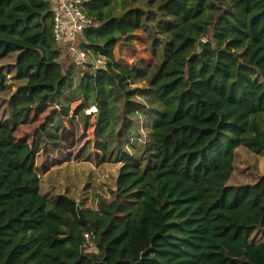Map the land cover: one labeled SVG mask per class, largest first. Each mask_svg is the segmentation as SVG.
<instances>
[{
	"label": "trees",
	"instance_id": "obj_1",
	"mask_svg": "<svg viewBox=\"0 0 264 264\" xmlns=\"http://www.w3.org/2000/svg\"><path fill=\"white\" fill-rule=\"evenodd\" d=\"M85 12L80 48L106 63L64 68L50 5L0 0V93L7 72L17 83L0 118V264H264V174L228 184L240 146L264 153V0H87ZM139 30L154 62L127 66L115 49ZM50 101L33 142L17 138ZM73 103L86 130L95 121L98 163L118 164L97 207L41 192L37 155Z\"/></svg>",
	"mask_w": 264,
	"mask_h": 264
},
{
	"label": "rangeland",
	"instance_id": "obj_2",
	"mask_svg": "<svg viewBox=\"0 0 264 264\" xmlns=\"http://www.w3.org/2000/svg\"><path fill=\"white\" fill-rule=\"evenodd\" d=\"M203 40L206 44L208 38ZM149 43L147 34L139 30L132 44L116 46V57L127 66L135 61L150 65L154 62V57ZM62 62L64 68L72 63L70 57H66ZM6 74L13 87L11 92L0 93V118L6 115L8 100L17 88V83L12 79L13 74ZM77 104L73 103L72 111L65 119L67 127L61 130L59 140L45 144L38 153L36 169L41 178V192L50 199L67 193L80 203L97 207L100 197L108 198L111 188L114 187L118 164L98 163L101 154L93 148L95 121L92 118L86 130L84 123L75 114ZM56 110H59V107L53 101L35 108L30 121L17 128V138L33 142L38 128L47 118L52 120ZM235 165L236 169L228 182L229 185L254 183L264 174V153L255 154L240 146L236 150Z\"/></svg>",
	"mask_w": 264,
	"mask_h": 264
},
{
	"label": "built area",
	"instance_id": "obj_3",
	"mask_svg": "<svg viewBox=\"0 0 264 264\" xmlns=\"http://www.w3.org/2000/svg\"><path fill=\"white\" fill-rule=\"evenodd\" d=\"M53 12L54 34L63 59L71 58V62L79 66L98 68L104 66L106 58L99 57L94 63L90 60L89 52L80 48L83 32L93 25V18L85 12L87 0H45ZM97 111L93 106L86 109L87 114ZM90 238L89 234H85ZM93 244L92 242H90Z\"/></svg>",
	"mask_w": 264,
	"mask_h": 264
},
{
	"label": "water",
	"instance_id": "obj_4",
	"mask_svg": "<svg viewBox=\"0 0 264 264\" xmlns=\"http://www.w3.org/2000/svg\"><path fill=\"white\" fill-rule=\"evenodd\" d=\"M198 47H199L200 50H203L204 49V47H205V41L203 39H200L198 41Z\"/></svg>",
	"mask_w": 264,
	"mask_h": 264
}]
</instances>
